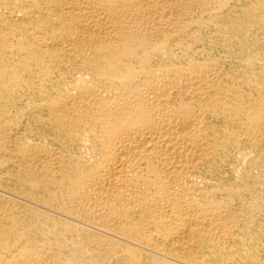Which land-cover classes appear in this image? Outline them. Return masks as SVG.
Returning a JSON list of instances; mask_svg holds the SVG:
<instances>
[{"label":"bare ground","instance_id":"obj_1","mask_svg":"<svg viewBox=\"0 0 264 264\" xmlns=\"http://www.w3.org/2000/svg\"><path fill=\"white\" fill-rule=\"evenodd\" d=\"M0 264H264V0H0Z\"/></svg>","mask_w":264,"mask_h":264}]
</instances>
